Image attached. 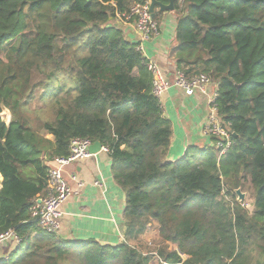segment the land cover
<instances>
[{
    "label": "trees",
    "instance_id": "obj_1",
    "mask_svg": "<svg viewBox=\"0 0 264 264\" xmlns=\"http://www.w3.org/2000/svg\"><path fill=\"white\" fill-rule=\"evenodd\" d=\"M137 2L0 0V112L11 113L0 117V234L20 238L0 264H264V0L175 2L176 67L213 79L233 143L174 161L172 122L122 20ZM75 137L109 149L126 193L118 245L68 241L31 220L48 160ZM246 182L252 211L236 193ZM155 226L158 256L140 241Z\"/></svg>",
    "mask_w": 264,
    "mask_h": 264
},
{
    "label": "crops",
    "instance_id": "obj_2",
    "mask_svg": "<svg viewBox=\"0 0 264 264\" xmlns=\"http://www.w3.org/2000/svg\"><path fill=\"white\" fill-rule=\"evenodd\" d=\"M157 21L160 31L143 42V53L171 76L177 69V16L164 14ZM124 24L130 35L140 41L134 25ZM161 105L164 116L173 125L169 160H178L190 146H197L200 150L215 146V136L205 131L210 112L207 95L199 91L188 94L181 88L171 87L162 96ZM112 162L110 153L102 148L98 153L62 167L64 178L74 193L61 207L62 229L58 233L61 238L68 241L94 240L102 245H118L125 241L126 193L114 178ZM47 164L50 165L51 160ZM97 180H102L103 186L96 185ZM80 181L84 182L82 186ZM147 235L141 236V243L149 240ZM17 245L18 242L12 238L1 241L0 258L9 256Z\"/></svg>",
    "mask_w": 264,
    "mask_h": 264
},
{
    "label": "built area",
    "instance_id": "obj_3",
    "mask_svg": "<svg viewBox=\"0 0 264 264\" xmlns=\"http://www.w3.org/2000/svg\"><path fill=\"white\" fill-rule=\"evenodd\" d=\"M149 4V0H146V2H137L132 6L129 13L123 14L122 16L124 22L134 25L140 37L139 49L142 51H144L143 42L157 35L160 31L159 22L152 16L149 10ZM148 69L153 77L152 93L160 102L162 96L171 87L181 88L188 94L199 91L208 96L210 112L205 131L215 136V147L220 149V155L225 154L233 143L232 132L219 119L216 103L218 89L213 79L206 73L189 75L181 69L172 71L171 76H169L153 60H148ZM93 143L89 138L75 137L71 140L70 151L67 155L55 156L51 159V164L48 169L46 194L41 197V202L37 201L30 208L31 220L38 223L44 231L52 234H58L61 231L63 216L61 207L74 193V190L64 178L62 167L91 156L90 146ZM102 148L109 152L107 147L103 146ZM73 178H76L75 175H73ZM95 183L96 185L103 186L102 180H97ZM83 184L84 182H79V185L82 186ZM241 203L246 205L244 202ZM11 238L20 242V238L13 230L0 234V242Z\"/></svg>",
    "mask_w": 264,
    "mask_h": 264
},
{
    "label": "water",
    "instance_id": "obj_4",
    "mask_svg": "<svg viewBox=\"0 0 264 264\" xmlns=\"http://www.w3.org/2000/svg\"><path fill=\"white\" fill-rule=\"evenodd\" d=\"M150 4H149V10L152 14L153 17H155L156 12H157V8L159 9V11H174L175 10V2L177 0H169V3L165 4L162 3L158 0H149ZM0 117L2 118V120L4 122H6L7 124H9V122L11 121V113L9 111L8 108L3 107V110L0 112ZM235 135V133H234ZM103 145L100 141H96L94 142L91 146H90V152L92 154L98 153L101 149H102ZM3 175L0 172V187L2 186L3 183ZM237 196H238V201L241 202L245 199V194L242 192L241 188H238L236 190ZM38 202H41V198L38 199Z\"/></svg>",
    "mask_w": 264,
    "mask_h": 264
},
{
    "label": "rangeland",
    "instance_id": "obj_5",
    "mask_svg": "<svg viewBox=\"0 0 264 264\" xmlns=\"http://www.w3.org/2000/svg\"><path fill=\"white\" fill-rule=\"evenodd\" d=\"M156 20H159L161 19V17L164 15V14H176L177 15V10L175 9L174 11H166L163 12V11H159V9L157 8V12H156ZM50 137V135L48 136ZM242 192L245 194V199L241 202H244L249 208L250 210L252 211L253 209V205H252V187L250 186V184L248 182H246L243 187L241 188ZM243 205V204H242ZM246 205H243V206H246ZM155 229L151 232V234L147 235L149 237V240H145L143 244V246L139 245L142 247V249L145 251V253H152L154 254L155 256H158V251H159V248H160V241L159 239L157 238V234H156V231H157V227L155 226L154 227ZM17 242V241H16ZM152 264H157V261L154 260V262Z\"/></svg>",
    "mask_w": 264,
    "mask_h": 264
}]
</instances>
